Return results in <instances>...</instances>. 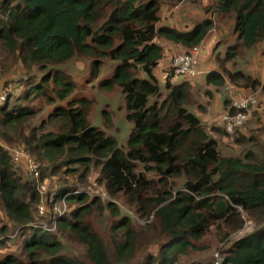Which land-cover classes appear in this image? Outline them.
<instances>
[{
	"label": "trees",
	"instance_id": "trees-1",
	"mask_svg": "<svg viewBox=\"0 0 264 264\" xmlns=\"http://www.w3.org/2000/svg\"><path fill=\"white\" fill-rule=\"evenodd\" d=\"M211 1L209 17L180 30L160 23L161 0H0V46L18 60L25 74L1 88L0 141L19 143L37 162L64 157L66 171L83 167L80 177L85 184L96 169L94 182L108 197L105 202L99 195L63 186L52 193L51 201L48 198L53 208L66 195L68 211L58 216L56 224L86 246V260H76L63 251L51 231L42 228L34 215L39 200L34 182L22 179L14 168L20 166L0 143V203L13 229L23 236L24 255L6 253L0 264H113L102 238L85 221L94 207H105L117 218L111 225L114 261L124 264L137 238L133 217L126 210L134 208L157 224L161 238L157 254L144 263L180 264L192 240L215 220L230 218L234 229L240 227L235 220L241 208L256 228L221 252L222 264H264V134L260 139L238 136L264 103L258 101L247 121L230 134L236 143L246 141L249 147L235 155L223 154L203 119L187 107L191 79L169 71L160 82L157 73L165 56L162 43L177 44L183 51L199 45L214 27V12L232 19L237 36L225 58L234 57L238 45L249 49L264 43V0ZM75 55L93 59L91 77L98 76L103 59L115 63L111 75L98 85L120 89L125 118L131 123L125 145L119 146L112 134L88 121L86 97H72L78 85L62 65ZM205 71L196 79L216 89L224 86L226 76L231 80L244 76L245 87L261 85L259 78L240 70ZM172 77L178 80L171 82ZM238 94L225 97L222 111L235 112L231 102ZM39 98L50 108L32 125L37 111L44 110L32 104ZM222 129L218 130L229 134ZM57 167L51 165V170ZM8 229L1 225V235Z\"/></svg>",
	"mask_w": 264,
	"mask_h": 264
},
{
	"label": "rangeland",
	"instance_id": "rangeland-1",
	"mask_svg": "<svg viewBox=\"0 0 264 264\" xmlns=\"http://www.w3.org/2000/svg\"><path fill=\"white\" fill-rule=\"evenodd\" d=\"M211 0H161L159 7L160 23H167L170 26L176 27L180 30L189 29L195 22L200 21L205 17V13H209L211 8ZM213 15L214 27L208 34V41L200 43L201 54L206 50L203 56V64L205 68L210 69H226L227 72L233 73L236 70L242 71L243 75L247 74L251 77L259 78L261 85L264 84V43L251 48H244L240 45L237 46L236 54L232 58H225V52L229 47L237 42V36L232 30V19L224 16L223 14ZM208 14L206 17H209ZM217 43V44H216ZM168 57L163 59L165 68L157 71L160 82L165 80L166 73L170 71L172 57L175 53L183 51V48L177 44L169 43L167 45ZM208 53V54H207ZM201 63V55L199 56ZM92 58L85 55H75L71 60L62 65L65 72L71 75L76 81L78 88L75 92V97H86L89 100L87 105V119L88 121L112 134L119 146L125 145L128 133L131 128V123L125 118L124 100L120 89L114 86L110 90L102 89L98 83L101 79L109 77L114 69L115 63L109 59L102 60V67L97 77L90 76V68ZM162 64L160 63L159 66ZM34 70V69H32ZM168 70V71H167ZM170 73V72H169ZM227 74V73H226ZM24 70L18 60L14 59L8 52L4 51L0 46V97L3 96L1 88L5 82H10L12 79L21 80L24 78ZM224 86L216 89L213 86L206 84L201 78H192V87L190 88V98L187 102L189 110L194 111L201 119L206 130L219 140V147L223 154H237L244 147H249V143L242 141L238 144L234 141L235 136L232 134H225L221 130L222 126L218 122L217 117L222 112V102L226 96H233L235 93L241 94H255L258 101L264 103V89L261 85L256 89L245 87L244 76H236L231 80L228 76L225 77ZM178 78H171V82H176ZM181 80V79H179ZM13 85V84H12ZM19 90H17L18 92ZM235 93H234V92ZM161 99V98H160ZM159 99V102L161 101ZM35 107H43L44 110L37 111V115L32 118V125H37L41 118L46 116V110L50 108L45 100L39 98L32 102ZM224 105V104H223ZM210 108L212 111L211 120L207 119L205 112ZM110 119H109V118ZM214 127V130H211ZM218 129H221L220 131ZM264 134V108L261 112H254L251 114L248 121L242 128V135L246 138L253 137L260 139ZM0 143H5L0 141ZM9 146H21L17 142L6 143ZM64 157L59 158L56 162H47L39 160L42 173V181L47 185L46 197L60 187L73 186L76 188H85L89 195H99L105 200L108 198L101 191V187L94 182L97 175V170L93 169L88 176V183L85 184V179H81L83 167L77 166L73 172L66 171L62 160ZM51 165H58L55 170H51ZM21 167V168H20ZM14 167L22 179H30L29 175L25 173L22 166ZM39 200L35 202V208ZM120 207H123L121 202H118ZM67 211L69 205L66 201ZM47 211L44 215H40L35 209V217L39 221L46 222L54 214L55 210L47 203ZM94 207L89 215H86L85 221L91 225L102 238L109 258L113 264H124L115 262V251L113 245L114 233L111 231V225L116 221V217L112 215L109 210L102 207V210ZM131 208V207H130ZM53 209V210H52ZM123 209H125L123 207ZM133 217V231L137 236L134 243L132 256L128 260V264H147L145 260L150 259L151 256L157 254L158 242L161 240L156 222L149 216L147 219L142 218L134 208L126 210ZM237 222H241V226L234 229L235 222L230 218L215 220L210 224L209 229L200 236L198 239H193V246L187 250V253L180 256V264H209L215 261V253L224 252L231 243L237 238L250 233L256 228V223L253 221L241 208ZM8 225L9 229L6 235L0 233V256L6 253H14L21 255L23 236L19 231L13 229L11 222L6 213L2 210L0 203V226ZM58 240L62 242L63 251L70 257L76 260L85 261L86 246L80 242L69 230L58 229L57 225L51 231ZM122 235V234H121ZM118 237H121L120 235ZM117 237V238H118ZM2 242V243H1ZM222 254V253H221ZM23 255V254H22ZM21 255V256H22ZM24 257V255H23Z\"/></svg>",
	"mask_w": 264,
	"mask_h": 264
},
{
	"label": "built area",
	"instance_id": "built-area-1",
	"mask_svg": "<svg viewBox=\"0 0 264 264\" xmlns=\"http://www.w3.org/2000/svg\"><path fill=\"white\" fill-rule=\"evenodd\" d=\"M200 53V45H195L187 51L175 53L172 57L170 71L176 77L192 79L202 76L206 71L204 68L199 66L198 59ZM257 102L258 100L253 94H238L231 102V107L235 109V112L231 113L229 109L222 111L218 115L217 120L223 126L224 130L231 134L236 127L243 125L247 121L252 108L256 107ZM1 145L7 149L12 161L17 165L22 166L25 173H27L33 180L34 186L39 195V203L36 207L37 212L40 215H44L48 209L47 200L49 198V201H51L52 195L50 194L49 197H46L47 185L44 181H42V172L39 162H37L28 151L21 147L9 146L6 143H1ZM80 191L88 193L85 188H76V192ZM65 197L66 195H64L58 203L54 204L53 209L55 210V214L50 219L46 222L39 221L43 229L48 231H53L55 229L58 216L67 211ZM222 260L223 255L218 250L215 253L214 264H222Z\"/></svg>",
	"mask_w": 264,
	"mask_h": 264
},
{
	"label": "crops",
	"instance_id": "crops-1",
	"mask_svg": "<svg viewBox=\"0 0 264 264\" xmlns=\"http://www.w3.org/2000/svg\"><path fill=\"white\" fill-rule=\"evenodd\" d=\"M208 14H210V13H205V16H207ZM164 24H167V23H164ZM192 27V26H191ZM191 27H189V28H191ZM208 38V35L203 39V41L201 42V43H203L206 39ZM206 41H208V39L206 40ZM163 44V47H164V52H165V56L163 57V59L164 58H166V57H168V52H167V45L169 44V42H163L162 43ZM206 54V50H205V48H204V51L202 52V54H200L201 55V65L203 66V67H205V65L203 64V61H204V58H203V56ZM208 54V53H207ZM163 59L160 61V63L162 64L161 66H158L157 68H158V71H161V69H164L165 67V64L163 63ZM160 63H159V65H160ZM206 69V68H205ZM234 96V95H233ZM230 97H232V96H230ZM229 97V98H230ZM211 113H212V111H210V108L205 112V114H206V118L207 119H209V122H210V120H211V116H209V115H211Z\"/></svg>",
	"mask_w": 264,
	"mask_h": 264
}]
</instances>
